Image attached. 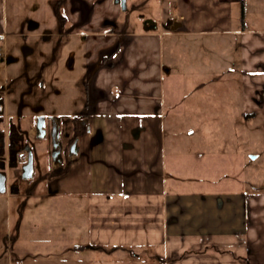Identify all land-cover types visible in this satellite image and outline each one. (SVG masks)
Returning <instances> with one entry per match:
<instances>
[{"label":"crops","instance_id":"0c3cea01","mask_svg":"<svg viewBox=\"0 0 264 264\" xmlns=\"http://www.w3.org/2000/svg\"><path fill=\"white\" fill-rule=\"evenodd\" d=\"M57 2L65 6L66 21L86 33L92 50L85 67L88 103L81 114L89 112L91 128L101 131L102 140L81 146L71 158L65 170L72 173L70 190L62 173L49 178L46 192L30 179L19 192L8 185L0 194L10 222L13 200L21 203L16 235L7 237L5 253L0 249V264H264V191H224L217 178L210 187L202 181L199 191L176 188L182 180L168 169L163 137L171 69L164 64L158 26L117 32L124 11L114 0ZM239 3L244 14L238 26L233 8ZM175 6L168 35L223 40L227 59L236 51L241 60L245 111L264 110V0H178ZM13 10L10 0H0L2 42L9 37ZM38 27L28 22L29 31ZM96 39L101 45L93 48ZM215 40L214 50L221 43ZM7 83L0 86L8 96L5 118L25 116L29 90L17 86L15 94ZM40 106L31 109L38 108L37 114ZM34 118L28 119L31 124ZM44 216L50 219L46 223L40 220Z\"/></svg>","mask_w":264,"mask_h":264},{"label":"rangeland","instance_id":"374dc122","mask_svg":"<svg viewBox=\"0 0 264 264\" xmlns=\"http://www.w3.org/2000/svg\"><path fill=\"white\" fill-rule=\"evenodd\" d=\"M177 1L127 0V10L120 12L115 24L117 32H140L145 29V22H153L158 26L157 32L164 34V64L171 69L165 83L164 150L168 169L182 180L176 188L199 191L202 181L210 187V180L217 178L223 180L224 191L235 188L264 191V110L245 111V88L238 52L233 51L232 60H229L221 48L223 40L218 37L168 35L172 33L168 17L176 11ZM10 2L14 10L8 13L9 37L0 41V48L6 51V56H0V86L15 79L13 87L20 86L32 93L26 98L30 106L24 115L28 119L43 115V110L37 114L30 111L38 103L47 114L56 105V114L81 118L88 103L85 67L92 51L83 38L86 33L70 20L66 21L65 6H58L57 0ZM243 14L242 4H235L236 25L242 23ZM29 21L39 25L37 30L29 31ZM199 25L193 28H202ZM215 39L221 42L216 50ZM99 45L101 40L96 39L93 48ZM228 49L236 50L234 47ZM30 146L35 153L39 189L46 192L49 178L55 180L56 175L48 170L45 143L32 140ZM65 170L63 185L70 190L72 173L68 175ZM233 177L241 181L236 183ZM52 189L54 191L55 185ZM19 204L20 200H13L10 222L7 201L0 200V237L3 238L0 249L3 253L7 237L11 239V235H16ZM47 219L44 216L40 220L46 223L50 220Z\"/></svg>","mask_w":264,"mask_h":264},{"label":"flooded vegetation","instance_id":"af4514ba","mask_svg":"<svg viewBox=\"0 0 264 264\" xmlns=\"http://www.w3.org/2000/svg\"><path fill=\"white\" fill-rule=\"evenodd\" d=\"M116 5L120 6V4ZM120 8L122 9L121 6ZM146 23L147 25L144 24L146 28L155 24L153 22ZM108 25L112 24L108 22ZM14 81L15 79L10 82L11 84H7V87L9 89L14 88V93L16 94L18 92L12 85ZM41 87H43V83H41ZM29 88L32 87L29 86ZM27 95L31 97L32 93L29 92ZM6 96L0 92V167H3L7 172V189L9 185L10 191L13 193L20 191V185L25 180H36L35 153L30 146L32 140L44 141L45 153H47L49 159L47 167H49L50 173L54 175H62L64 168L68 169L72 162L71 158L74 156L69 155L71 150L79 153L81 146L90 147L100 143L102 140L101 131L92 130L89 123L90 114L87 110L82 113L81 118H68L64 115L56 114V105L49 109L50 112L48 114L40 106L37 113L42 110L44 113L43 115H36L34 123L31 124L26 116L5 118ZM42 102H44L43 99ZM37 109L32 110L30 108V111L33 113ZM39 117L45 118L43 138H39L42 133L37 131ZM80 128L82 131H80ZM54 144H57L56 149H54ZM30 155L32 163H30ZM55 165H58V167L54 168ZM30 173L31 178L25 177L30 175Z\"/></svg>","mask_w":264,"mask_h":264},{"label":"water","instance_id":"95a60500","mask_svg":"<svg viewBox=\"0 0 264 264\" xmlns=\"http://www.w3.org/2000/svg\"><path fill=\"white\" fill-rule=\"evenodd\" d=\"M115 1V4H120V6L122 7V10L123 11H126L127 10V0H114ZM145 25H147V23L145 22ZM148 30H155L157 29V26L156 24L154 25H150L148 28ZM44 125H45V118L44 117H39L38 119V124H37V131L39 133H42V135L40 134L39 135V138H43L44 135H43V132H44ZM57 148V144H54V149ZM78 152L77 151H74L71 150L70 151V156L72 155H75L77 154ZM32 157L30 155V163H32ZM7 172L5 171V169L3 167H0V194H5L6 191H7ZM27 178H31V173L30 175L28 176H25Z\"/></svg>","mask_w":264,"mask_h":264},{"label":"built area","instance_id":"2783aa9c","mask_svg":"<svg viewBox=\"0 0 264 264\" xmlns=\"http://www.w3.org/2000/svg\"><path fill=\"white\" fill-rule=\"evenodd\" d=\"M3 51H2V49L0 48V56H2L3 55Z\"/></svg>","mask_w":264,"mask_h":264}]
</instances>
